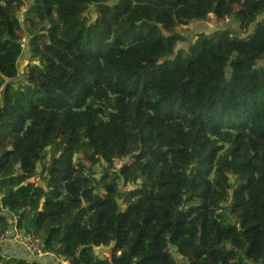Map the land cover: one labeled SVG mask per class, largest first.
I'll list each match as a JSON object with an SVG mask.
<instances>
[{
    "label": "trees",
    "instance_id": "obj_1",
    "mask_svg": "<svg viewBox=\"0 0 264 264\" xmlns=\"http://www.w3.org/2000/svg\"><path fill=\"white\" fill-rule=\"evenodd\" d=\"M239 15L243 36L222 27ZM262 17L264 0H0V234L16 218L70 264H264Z\"/></svg>",
    "mask_w": 264,
    "mask_h": 264
},
{
    "label": "built area",
    "instance_id": "obj_2",
    "mask_svg": "<svg viewBox=\"0 0 264 264\" xmlns=\"http://www.w3.org/2000/svg\"><path fill=\"white\" fill-rule=\"evenodd\" d=\"M25 41V40H23ZM27 42H24V47ZM11 229L5 234H0V242L6 239L14 240L24 246L26 251L33 256H51L58 260L61 264H70L68 259L60 254L59 251H53L46 247L44 242L34 233H26L18 227L16 218H13Z\"/></svg>",
    "mask_w": 264,
    "mask_h": 264
},
{
    "label": "rangeland",
    "instance_id": "obj_3",
    "mask_svg": "<svg viewBox=\"0 0 264 264\" xmlns=\"http://www.w3.org/2000/svg\"><path fill=\"white\" fill-rule=\"evenodd\" d=\"M236 8L239 9L238 6ZM238 18L240 19V21H238L236 19L230 20L229 22H226L225 24H223L222 27H224V28H230L231 27L235 30L236 33H239L240 36L246 35L249 32H251L253 27L255 26V24L250 22V21H244L242 15H239ZM263 18L264 17H262L260 19H263ZM215 29H218V28L215 25H213L212 23H195L194 25L191 26V28L188 27V29H186L187 31H185V35H189L191 38H193L198 32H213ZM29 60H30V51H29V48L26 47L23 55L21 56V58L19 60V67H20L21 74L24 71V68L27 66ZM262 63H264V62H262ZM93 162L95 164H97L99 162V157H98L97 152H95V154H94ZM97 168H99V167H97ZM169 252L173 253V255L176 256L173 249L170 248Z\"/></svg>",
    "mask_w": 264,
    "mask_h": 264
},
{
    "label": "crops",
    "instance_id": "obj_4",
    "mask_svg": "<svg viewBox=\"0 0 264 264\" xmlns=\"http://www.w3.org/2000/svg\"><path fill=\"white\" fill-rule=\"evenodd\" d=\"M0 251L3 255L9 258H18L22 260H26L28 262H38L40 264H61L58 260L51 256H33L29 254L24 246L14 240L7 239L0 244ZM96 253L101 257L107 253L102 252V250H97Z\"/></svg>",
    "mask_w": 264,
    "mask_h": 264
}]
</instances>
